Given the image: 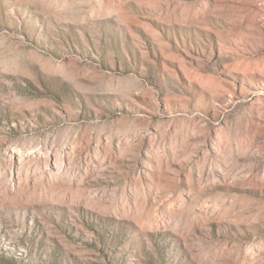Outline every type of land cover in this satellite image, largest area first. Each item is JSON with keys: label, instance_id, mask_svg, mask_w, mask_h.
I'll return each mask as SVG.
<instances>
[{"label": "rangeland", "instance_id": "1", "mask_svg": "<svg viewBox=\"0 0 264 264\" xmlns=\"http://www.w3.org/2000/svg\"><path fill=\"white\" fill-rule=\"evenodd\" d=\"M0 264H264V0H0Z\"/></svg>", "mask_w": 264, "mask_h": 264}]
</instances>
